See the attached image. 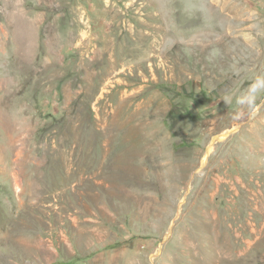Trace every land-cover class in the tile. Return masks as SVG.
Wrapping results in <instances>:
<instances>
[{
  "label": "rangeland",
  "instance_id": "obj_1",
  "mask_svg": "<svg viewBox=\"0 0 264 264\" xmlns=\"http://www.w3.org/2000/svg\"><path fill=\"white\" fill-rule=\"evenodd\" d=\"M261 74L264 0H0V264H264Z\"/></svg>",
  "mask_w": 264,
  "mask_h": 264
},
{
  "label": "clouds",
  "instance_id": "obj_2",
  "mask_svg": "<svg viewBox=\"0 0 264 264\" xmlns=\"http://www.w3.org/2000/svg\"><path fill=\"white\" fill-rule=\"evenodd\" d=\"M262 92H264V74L258 75L248 89L237 97L236 102L242 107H247L250 115H255L258 107L257 98Z\"/></svg>",
  "mask_w": 264,
  "mask_h": 264
}]
</instances>
